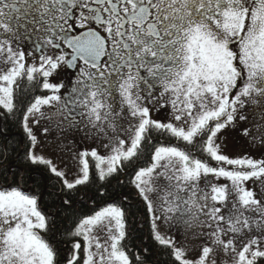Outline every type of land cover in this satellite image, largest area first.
<instances>
[{
	"label": "snow or ice",
	"instance_id": "6c2138e0",
	"mask_svg": "<svg viewBox=\"0 0 264 264\" xmlns=\"http://www.w3.org/2000/svg\"><path fill=\"white\" fill-rule=\"evenodd\" d=\"M0 264H264V0H0Z\"/></svg>",
	"mask_w": 264,
	"mask_h": 264
}]
</instances>
